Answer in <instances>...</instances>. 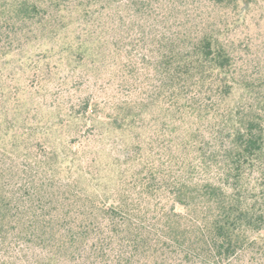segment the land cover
<instances>
[{"label": "trees", "instance_id": "obj_1", "mask_svg": "<svg viewBox=\"0 0 264 264\" xmlns=\"http://www.w3.org/2000/svg\"><path fill=\"white\" fill-rule=\"evenodd\" d=\"M264 0H0V264H264Z\"/></svg>", "mask_w": 264, "mask_h": 264}, {"label": "rangeland", "instance_id": "obj_2", "mask_svg": "<svg viewBox=\"0 0 264 264\" xmlns=\"http://www.w3.org/2000/svg\"><path fill=\"white\" fill-rule=\"evenodd\" d=\"M258 18V19H257ZM256 19H257V22H256V28L257 29H261V30H263L264 29V23H260V24H258L259 23V17H256Z\"/></svg>", "mask_w": 264, "mask_h": 264}]
</instances>
